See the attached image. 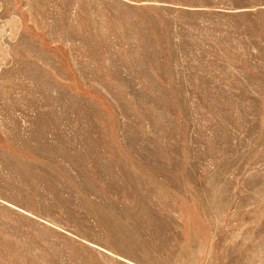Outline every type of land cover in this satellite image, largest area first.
I'll return each mask as SVG.
<instances>
[{"label": "rangeland", "instance_id": "1", "mask_svg": "<svg viewBox=\"0 0 264 264\" xmlns=\"http://www.w3.org/2000/svg\"><path fill=\"white\" fill-rule=\"evenodd\" d=\"M0 264H264V0H0Z\"/></svg>", "mask_w": 264, "mask_h": 264}]
</instances>
